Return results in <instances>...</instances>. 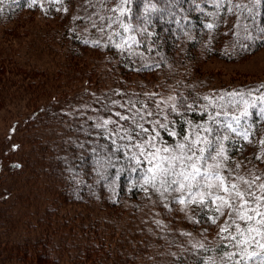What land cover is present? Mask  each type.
<instances>
[{"label":"rangeland","instance_id":"374dc122","mask_svg":"<svg viewBox=\"0 0 264 264\" xmlns=\"http://www.w3.org/2000/svg\"><path fill=\"white\" fill-rule=\"evenodd\" d=\"M102 1L104 0H72L70 4L72 2L73 4L64 9L65 21L76 13L100 17L104 13L98 12V5H102ZM109 1H111L112 13L110 12L108 17L112 19L116 12H114L116 0ZM207 1L210 3V0ZM254 1L259 2V0ZM91 2L98 3L95 10L92 9ZM237 4L239 6V2ZM257 6L256 13L263 15L261 19L263 24V6L261 4ZM233 11L234 19H228L225 25H231L234 30L226 36L227 45L222 48L221 54L212 55L216 47H210L196 37L198 41L195 40L194 43L192 41L194 50L188 57L185 53L186 45L181 43L176 53L179 59H175L173 64L155 70L145 81L137 79L136 86L129 88L135 91L134 93L131 91V94H135L134 100L140 102L141 109L135 108L139 112L141 110L147 114L158 112L159 115L164 116V112L176 108L179 100L189 99L197 103L196 109L200 111L198 113H201V110L207 111L206 116L187 131L183 140L176 141L174 148L148 145L153 152L150 156L152 165L150 164L143 172H145V181L150 182L155 190L150 201L134 215L123 213L120 218H112V221L109 220L106 211H99L101 206L94 204L96 199L93 196L87 197V206L74 207L80 212L83 207H90L92 217L107 222V229H112L113 226V229L109 230L108 239L124 243L125 248L121 251L129 256L127 264H196L199 261L200 264H235V261L240 259V256L228 259L230 253L239 252L238 248L233 247L235 241L231 239L236 235L235 226L229 227L226 232H222L221 229L232 224L233 221L241 228L247 225L235 215L229 217L227 208L217 211V204L220 202L213 203L214 197L205 196L204 200L205 206L209 209L214 207L216 214L207 215L209 219L198 217L193 204H200V197L197 196L195 202H189L192 196L189 195L188 188L181 191L178 183H170L173 179L182 178L171 174L165 175L155 169L153 179L154 173L150 171L161 158L171 159L176 156H192L191 161L185 159L183 163L190 165L195 162L207 169L209 163L214 165L216 161L202 163L197 158L206 155V151L199 150H207L209 144L215 145L217 149L220 146L226 149V144L230 142L235 147V154H228L225 150L228 159L224 160L223 157L219 159L226 167L213 168L212 171L221 172L229 181L234 175L251 181L255 176L264 174V144L261 143L264 141V44L251 45L255 40L264 37L262 32L264 24L262 27L256 24L253 31H249L248 26H244L243 19L241 20L242 9L236 8ZM56 20H44L33 13L21 17L19 25L22 27L15 28L14 24H9L0 28V49L11 46L15 52L9 54L15 55L12 57L15 62L9 64L10 67L20 65L22 71L27 69L28 72L30 69L28 67L34 66L39 69L37 76L32 74L28 76L35 79L33 83L29 82L33 84L31 91L34 94H28L20 86H26L24 83L27 81L22 83L23 78L9 77L17 82L20 88H8V93H12V96L5 95L6 100L0 109V247L5 242L10 246L13 243H22L27 239L40 237L42 228H39L37 221L46 208H54L60 213L69 209L66 205V208L61 206V209L54 207L49 200L52 187L56 183L51 169L50 151L54 141L50 139L55 136L51 129H56L58 126L33 128L32 125L30 127L24 125V119L30 114L32 106L48 103L49 100L56 106L57 104L63 106L59 127L67 128L68 118L72 123L75 118L74 113H79V99L86 89L84 82L69 86L67 79L71 71L66 68L65 46L61 43L46 46L40 38L41 33L44 32L43 26H57L59 20L58 22ZM126 26L129 27L128 24ZM3 31L6 32L4 36H2ZM183 39L186 40V35ZM79 55V66L85 63L86 66L98 67L96 74L102 75L100 80L104 81L109 90L112 88V91H115L113 80L112 84L110 82L114 74L112 70H108L116 63L114 58L111 60L107 53L92 49H84ZM220 55L224 57H219ZM110 61L112 64L109 65ZM101 71L104 73L102 74ZM47 76V81L43 82L42 80ZM36 80L39 83H35ZM106 91V88L97 86L99 95L105 94ZM48 92L52 93L50 98ZM88 93L95 95L94 88L91 87ZM65 108L66 112L63 110ZM82 108H85V104ZM159 122L162 125L166 124L164 120ZM245 135L247 139H244ZM162 142L166 143L164 140ZM8 161L15 165L14 172L5 169ZM180 164L181 161L177 160L175 169L177 172L181 170ZM19 165L21 167H18ZM186 170L191 171V168L187 167ZM260 181L256 180L254 187L259 185ZM55 189L58 191V184L55 185ZM195 191L197 189L193 188L192 192ZM212 192L224 195L218 187L212 189ZM181 199L185 203H181ZM261 210L264 211V208ZM221 211L225 214L221 215ZM252 223L255 224V221ZM111 234L115 236L112 237ZM251 235L260 243H264V239L255 233ZM55 239L57 240L58 237ZM223 239H226L228 245L230 243L229 251L218 253L216 247ZM68 243H71L69 244L71 252L74 243ZM195 251H198L200 260L184 262V256H190ZM249 254H254L251 260L248 259ZM261 260H264V249L253 242L248 247L242 264H261Z\"/></svg>","mask_w":264,"mask_h":264},{"label":"trees","instance_id":"16d2710c","mask_svg":"<svg viewBox=\"0 0 264 264\" xmlns=\"http://www.w3.org/2000/svg\"><path fill=\"white\" fill-rule=\"evenodd\" d=\"M71 1L0 0V28L9 24H14L15 28L21 26V17L33 13L44 20H59H56L57 26H43L44 32L40 38L46 46L52 43L65 46L66 68L71 71L67 79L69 86L84 82L86 87L80 97L82 100L79 99V113H74L72 123L68 118L67 128L59 127L63 106H56L50 100L32 106L30 114L24 119V125L28 127L58 126L51 129L55 136L50 139L54 141L50 151L51 169L58 191L53 185L49 200L54 207L61 209V206H67L69 209L60 213L54 208H46L37 221L42 235L10 246L5 242L0 247V264L129 263V256L121 251L125 248L124 243L108 239L113 226L107 229V222L92 217L90 207H83L81 212L74 207L87 206V197L93 196L96 199L94 204L101 206L99 211H106L111 221L112 218H120L123 213L134 215L150 201L155 191L154 186L144 179L143 171L152 165L150 156L153 152L148 145L174 148L176 141L183 140L187 131L207 113L203 110L198 113L197 103L192 99L179 100L176 108L164 112V116L158 112H139L140 102L134 100L135 94H131V91H135L130 90L131 87L136 86L137 79L145 81L155 70L179 59L176 53L181 43L186 45L187 57L194 50L192 41L194 43L199 38L210 47H216L212 55L221 54L227 45L226 36L234 30L231 25H225L228 19H234L233 9H242L241 20L249 31H253L256 24L261 27L264 24L261 21L263 15L256 13L258 4L263 6L264 13V0L258 3L254 0H210V3L207 0H116V12L112 19L108 17L112 13L111 1L104 0L102 5H98V12H104L100 17L76 13L65 21L64 9L73 4H70ZM91 3L95 10L98 3ZM2 33V36L6 35L5 31ZM185 35L186 40L183 39ZM260 44H264V37L251 45ZM84 49L103 51L111 60L114 58L116 63L108 70L114 74L110 82L112 84L113 80L115 91L111 87L109 90L100 80L102 75L96 74L98 67L86 66L85 63L79 66V54ZM10 53L15 54L11 46L0 49V109L6 96H12L8 88L21 86L28 94H34L31 91L33 84L29 82L33 83L35 79L28 76H37L39 70L34 66L28 67L29 72L27 69L22 71L20 65L11 68L9 64L15 62L12 60L15 55ZM151 67L154 69L151 70ZM10 76L23 78L22 83L27 81L24 83L26 86H19ZM47 79L48 76L42 81ZM97 86L106 88L105 94L99 95ZM91 87L95 95L88 93ZM51 94L48 92L49 98ZM83 104L85 108H82ZM63 110L66 112V108ZM163 120L166 122L164 125L159 122ZM226 145V152L235 154L234 145L230 142ZM14 168L15 165L8 161L5 169L14 172ZM261 182L264 181L259 184ZM193 208L200 218L207 219V215L216 214L214 207L209 209L205 206V200L193 204ZM110 211L112 213L109 214ZM68 242L74 243L71 252V243ZM229 248L230 243L228 245L226 239L216 247L218 253L229 251ZM197 254L198 251H195L190 256H184V262L200 260ZM196 264H200V261Z\"/></svg>","mask_w":264,"mask_h":264},{"label":"snow or ice","instance_id":"6c2138e0","mask_svg":"<svg viewBox=\"0 0 264 264\" xmlns=\"http://www.w3.org/2000/svg\"><path fill=\"white\" fill-rule=\"evenodd\" d=\"M209 27H211V25ZM244 139H247V135L244 136ZM261 143L264 144V141H261ZM165 151H167V149H165ZM199 151H206V155L197 158L199 161L202 163L216 161V163L214 165L209 163L208 168L204 169L200 164L195 162L190 165L183 163L185 159L191 161L193 159L192 156H176L171 159L161 158L160 162L154 165V169H150V171H153L154 173L153 179L155 178V169H158L165 175L171 174L180 177L182 178L181 180L173 179L170 183H178L181 191L187 187L189 195L192 196V200L189 202H195L197 196L200 197L201 203L204 202L205 196L209 198L214 197L213 203H216L217 201L220 202L217 204V211H220L221 208H227L229 209V212L227 213L229 217L235 215L238 220L247 225L246 227L241 228L239 224H235V221H233L232 224L221 229L222 232H226L229 227H232L233 225L235 226L236 235H233L231 239L235 241L233 247L238 248L239 252L230 253L228 259H232L233 256H240V259L235 261V264H242L244 256L248 252V247H250L253 242L258 244L260 248L264 249V243H260V241L256 240L255 237L251 235L252 233H255L257 236L261 237V239H264V211L261 210L264 208V182H261L254 187L256 180L264 181V176H255L253 180L250 181L244 177L234 175L232 180L229 181L221 174V172L211 170L213 168L222 169L223 167H226V165L221 164L219 159L220 157H223L224 160L228 159L225 155V149L222 146L217 149L215 145L209 144L207 150L200 149ZM213 153H215V155H213ZM177 160L181 161V170L179 172L175 170L177 167ZM187 167H190L191 171H187ZM201 181L204 183L201 184ZM217 187L224 193V195L212 192V189ZM193 188H196L197 191L192 192ZM202 189H208L209 191L204 192ZM257 192L259 194H257ZM180 202L185 203L183 199H181ZM224 214L225 213L221 211V215ZM253 221H255V224L252 223ZM213 222L215 223V220ZM252 255L254 254L248 255L249 260L252 259ZM261 264H264V260H261Z\"/></svg>","mask_w":264,"mask_h":264}]
</instances>
